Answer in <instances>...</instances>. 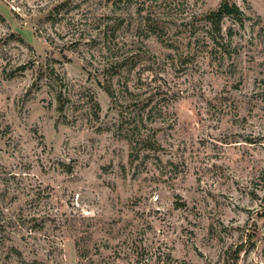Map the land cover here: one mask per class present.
<instances>
[{"label":"rangeland","instance_id":"374dc122","mask_svg":"<svg viewBox=\"0 0 264 264\" xmlns=\"http://www.w3.org/2000/svg\"><path fill=\"white\" fill-rule=\"evenodd\" d=\"M221 2L0 0V264H264V0H232L223 61L205 20ZM107 16L140 53L131 90L168 93L160 149L137 157L101 86Z\"/></svg>","mask_w":264,"mask_h":264},{"label":"trees","instance_id":"16d2710c","mask_svg":"<svg viewBox=\"0 0 264 264\" xmlns=\"http://www.w3.org/2000/svg\"><path fill=\"white\" fill-rule=\"evenodd\" d=\"M122 1L110 0L114 11L121 10ZM126 1L127 4L132 5L139 0ZM225 17H232L240 23L244 21L243 12L232 0H222L216 11L205 16V20L210 25L208 35L210 42H208L207 48L211 44L210 55L213 59L220 61L225 60L226 56L230 57L232 52L231 44L223 34L222 21ZM107 19L109 29L105 32L103 47H105V52L108 53V60L106 66L101 68L104 76V82L101 86L111 99V109L118 112L117 127L119 137L128 141L132 157H137L142 151H157L160 149L161 144L157 139V130L152 125L165 116L167 104L163 105V103L168 101V98H166L168 93L164 91V87L160 84L147 97H143L140 92L131 90L129 86L130 75H132L136 67L134 63L140 57V53L124 51L123 46H120L118 31L123 25V19L112 18L111 16H107ZM110 21H114V24H111ZM147 31L149 34L153 33L151 27ZM142 32L146 33V29L143 28ZM232 35V32H230L229 36L232 37ZM191 59L192 54L191 56L186 55L184 56V61L181 60L180 63H188ZM176 63L178 64V62ZM26 65L21 66L19 71H24ZM46 68L47 71L44 75H47V79L50 81L48 85L55 97L58 110L63 112L71 101V92L65 78L53 66L47 64ZM122 69H125L126 75H124L123 81L119 80L120 86L118 89L115 87L114 77L116 75L121 76ZM159 93H161V98L155 99ZM154 99L155 102H153ZM90 101H92L93 105L91 115L95 120H99L102 111L101 105L93 96L90 97ZM147 108L149 109L147 110Z\"/></svg>","mask_w":264,"mask_h":264}]
</instances>
